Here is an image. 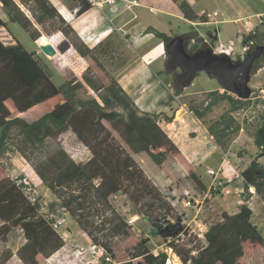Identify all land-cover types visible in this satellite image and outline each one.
Listing matches in <instances>:
<instances>
[{"label": "trees", "instance_id": "trees-1", "mask_svg": "<svg viewBox=\"0 0 264 264\" xmlns=\"http://www.w3.org/2000/svg\"><path fill=\"white\" fill-rule=\"evenodd\" d=\"M71 1L79 5L76 16L91 8L87 0ZM173 1L178 4L186 19H198V15L187 1ZM0 2L9 20L20 24L34 42L41 33L25 15L21 4H34L32 17L41 26L45 21L54 23L55 19L60 20L61 24H56L55 32L63 34L67 41H50L56 51H60L53 59L65 75L67 74L59 65L61 61L57 58L65 56L66 62L69 59L72 61L73 56L70 58L66 55L70 49L86 63V68L80 75L68 79L66 77L60 85H56L46 65L37 57L36 51H28L14 36L11 44H6L0 39V219L3 222L0 226V236L2 238V231L8 234L17 227L22 228L26 243L20 247L17 255L23 264H40L63 246L60 235L51 225L54 220L50 221L38 214V204L31 203L22 191L26 187L23 175L19 176V184V180L10 178L4 158H7L14 145L16 151L29 160L27 150L43 145L48 139L57 140L61 134L71 129L90 149L92 157L88 161L77 162L58 144L53 153L35 163L29 162L37 177L56 196V201L49 204L50 210L55 211L57 207L66 210L81 230L104 249L107 257L115 259L116 239L131 238L133 232L131 225L112 204L111 197L120 191L132 189L128 194L136 195L135 203L141 202L142 197L149 194L153 206L160 199L159 189L146 178L134 155L146 153L166 175L169 173L165 160L169 154L180 157L181 165L186 164V159L156 120V115L149 112L140 113L117 79L110 78L106 82L97 79L94 70H102L104 67L102 59L106 55L105 45L101 43L97 47L89 48L76 34L79 43L68 40L74 31L49 0ZM0 26L8 28L1 18ZM147 30L154 33L164 44L172 38L153 27H148ZM8 31L11 33L9 29ZM185 36L190 38L189 43L192 40L197 43L190 51L206 46L204 38H199L197 34L188 33ZM46 37L50 39L49 35ZM259 44L264 45V21L242 38V45H249V52ZM240 58L241 56H238V59ZM259 61L260 59H257L254 64ZM166 72L173 71L166 69ZM87 88L92 90L95 96L81 97L80 90ZM175 88L178 94L183 89L178 86ZM223 100L229 102V109L222 113L214 124L207 127L216 145L220 147H223L226 137L239 130L240 126L232 114L243 108L249 99H239L225 90H212L207 92L201 109L197 105L189 106V110L201 120ZM17 113H28L26 115H29L31 120L26 119V115L15 116ZM254 144L264 150V115L260 118L255 132ZM190 175L201 186L196 175ZM240 175L244 182V203L239 206L237 212H224L221 220L208 224L204 233L206 244L190 250L185 256H180L184 262L242 264L243 259L247 257L246 253H250L257 246L264 247V236L253 223V211L247 204L250 187L261 195L264 203V165L252 160ZM155 222L156 220L152 221L154 235L164 228ZM169 239L165 238V241ZM175 239L176 236L169 241V247L173 250L176 249ZM248 248L250 249L247 250ZM193 251H197V254L193 255ZM11 256L12 252L8 251L3 262L0 259V264H5ZM138 258H143L147 264H166L168 255L166 252L154 254L143 239L130 248L127 259L118 262L103 259L102 264H135V259Z\"/></svg>", "mask_w": 264, "mask_h": 264}, {"label": "rangeland", "instance_id": "rangeland-1", "mask_svg": "<svg viewBox=\"0 0 264 264\" xmlns=\"http://www.w3.org/2000/svg\"><path fill=\"white\" fill-rule=\"evenodd\" d=\"M206 2L209 5H212L214 1ZM216 2L223 4L222 0H217ZM239 2L246 6H255L256 4L257 7L261 8L260 2L256 0H239ZM18 3L20 4L19 1ZM103 5L104 6L98 8L104 9L106 5L109 4L105 3ZM222 6L223 5H221V7ZM21 7L25 15L33 21L34 27L40 31L41 36H50V39L46 37L48 39V44H52L51 41H67L63 34L55 32L57 27L56 24H61L59 19H55L54 23L45 21L43 26H41L37 24L32 17V9H34V4L32 2L26 4V6L21 4ZM147 12L148 14L146 15H140V17H143V21L148 22L153 20L154 17H157V15L149 10ZM220 12L221 10L219 9L217 12L218 16L216 17L218 20L226 17L225 15L223 17L220 16ZM0 17L8 22V28L0 26L1 38L10 41L12 36H14L27 50L35 49V45L30 38L29 33L20 24L10 22L8 17L5 16V10L3 8L0 10ZM108 18H110V15ZM202 20L206 21L205 17L198 16V19L193 21L199 22L200 24H198V26L182 24L175 19H170L169 22H171L170 24H172V27L174 26V32L181 33L184 31L187 34H197L199 38L204 37L201 35L202 33L207 34V32H214L215 27L216 29L224 28V35L226 34L227 37L233 38L236 53L241 54L239 53L241 50V34H239V32H243V25L242 27L239 25V29L233 23H216L214 26H201V23L203 22ZM111 22H113L112 24H116L115 19H111ZM205 37L209 39L207 35H205ZM68 40L72 43H79L77 42L78 40L76 39L75 33L70 34ZM39 41L41 44V40ZM220 43L227 44L228 41L225 37H220L215 42L214 48L216 49ZM102 45L107 47L105 50L106 55L102 59L104 67L102 70L95 69L94 74L101 82H106L110 78L117 79L120 75V70L133 62L135 53L133 50H128L126 48L124 40L117 39L114 35L102 42ZM246 51H249V49L247 48L245 50L244 47L243 56ZM36 53L37 57L41 59V62L46 65L52 76V80L56 85H60L66 77V79H68L75 77V75H80L86 68V63L78 54L71 51V49L67 51L66 55L70 58L73 56L72 61L69 59L66 62L64 60L65 56L57 58L61 61L59 64L60 67L67 75L58 68L53 59L60 53L59 49L55 54L48 56L41 51L38 45V51ZM238 54H235L232 58L238 59ZM259 59V63L254 64L251 72V81L249 85L252 93L249 101L243 108L232 114L235 117L236 123L240 126L239 130L233 131L225 138L223 147H214L213 144L215 139L213 138L214 141H210L211 147L208 149V151H210L209 158L205 161L203 160L204 162L202 165L195 170L197 179L206 189H209L210 184L214 181L216 183L218 182V184H216V189L211 191V195L204 199L201 191L203 187L199 186V184L193 180L192 175H190L194 173L192 170L194 169V166H189L187 164L181 165V162L179 161L180 157L176 155L169 154L165 160V165L169 173L166 175L146 153H140L139 155L135 154L134 158L141 169H143L146 178L149 179L157 189H159L160 199L157 200V204L153 206V204H151L152 197L151 194H149L143 196L141 202L135 203L136 195L133 194L130 196L128 194L131 193L132 189H126L125 191H129L127 193L125 191H120L111 197V202L114 207L131 225L133 237L128 239H116V257L115 259H110L108 261L118 262L127 259L130 248L137 243V241L144 239L147 241L150 251L154 254L160 252L167 253L168 259L166 264H190V262H184L180 256H185L190 250H195L197 247L206 244L204 232L207 230L208 224L221 220L224 212L233 214L239 210L238 201L241 199L245 201V191L243 188L244 182L241 180L240 172L245 169L252 160H257L264 165V150L257 148L254 144L255 132L260 124V118L264 115V55ZM162 62L163 60L160 58L150 67V70L153 71V73H157L160 70V67L161 70H164ZM163 70L162 72L159 71L155 78L159 83H165L167 90L165 86L162 85L161 87L164 89L163 93L161 92L153 97L152 92L150 98L157 102L159 101L157 99L162 97L163 100L160 103L162 106H164L163 104H166L165 106L167 107H165V109L167 112H157V109H154L149 113L156 115V120L159 122L164 120L166 123H171L164 129V131L168 136L170 135L169 137L172 141L173 139H177V137L188 139V136L191 137L193 134L186 131L188 121L186 119L184 120L182 113L176 114L177 110L183 104L185 108L188 109L190 105H197L201 109V103L206 98L207 93H201L200 91L214 88V90L223 92L224 89L219 85L218 81L206 71H200L198 75L194 77L192 83L185 88L182 86V81H178V85H176L174 74L164 72ZM175 86L183 87L179 94L176 92ZM80 95L83 98H91L95 96V93L87 88L81 89ZM229 107L230 104L228 101L223 100L219 102L203 119H201L202 124L206 128L209 125L214 124L215 121L219 119L220 115L226 112ZM36 111H38V109ZM25 118L31 120L29 115H26ZM168 118H170V121H168ZM58 144L61 145L77 162H86L92 157L90 149L85 146L70 129L61 134L57 140L48 139L43 145H37L35 148L27 150L29 160H26L18 150L16 151L14 145L7 158H4L6 169H15L14 173L10 175V178L18 181L19 176L23 175V183L26 185L25 189H22L24 196L30 202L31 200L29 198H36L35 203L38 204V214L50 221L54 220V222H56V227H54V229L63 241V246L50 257L42 260L40 264H102V260L107 257L104 249L101 246L96 245L92 239L81 230L77 222L66 210L60 207H57L55 211L50 210L49 204L56 201V196H54L37 177L31 163L29 162L32 161L35 163L50 153H53L57 149ZM174 144L177 146L175 142ZM177 148L180 151L178 146ZM13 157H15L14 163L19 166V169L17 168L18 170H16L17 166L15 167L11 163L10 159ZM226 160H230V163L226 162ZM198 161L202 160H193V162ZM189 162L191 163V161ZM219 167H221V171L216 179L207 173L208 168L218 170ZM238 180L239 182H237ZM184 189H187L192 197H195L201 202L203 201L201 206L200 204H194L191 207H185L180 200ZM249 193L250 197L248 198L249 200L247 204L253 211L252 221L264 236V203L261 200V195L254 188H249ZM146 205L149 206L146 207ZM155 220V224L157 223L164 228L180 223L182 230L186 227L187 233H189L190 230H192V232L190 235L185 234L183 238H179L178 242L175 241L176 249L170 251L169 241L171 237H168L170 239L165 241V238L159 232L156 235L152 234L154 230L152 221ZM25 243L26 238L24 231L21 228H15L8 234L2 231V242H0V259H2V262L7 256L8 251L14 253ZM248 245H246V247ZM249 249L250 248L247 250ZM245 256L247 257L243 259L242 264H264V247L257 246L250 253H246ZM14 264L21 263L19 260H15ZM135 264L147 263L143 258H138L135 259Z\"/></svg>", "mask_w": 264, "mask_h": 264}, {"label": "crops", "instance_id": "crops-1", "mask_svg": "<svg viewBox=\"0 0 264 264\" xmlns=\"http://www.w3.org/2000/svg\"><path fill=\"white\" fill-rule=\"evenodd\" d=\"M49 1L58 10L62 18L65 19L66 23L72 27L74 33L78 35V37L89 48L97 47L112 35L117 37V39L124 40L126 48L128 50H133L136 57L134 56L132 63L128 62L129 64H126L127 66L123 67L120 70V75L117 77L118 82L127 92V94L133 99L136 107L140 112H152L154 109H157V112H167V110L165 109V107H167L165 106L166 104H163L164 106H162V104L160 103L163 100L162 97L160 99H157L159 100L157 102H155V100L153 101L150 98L152 96V92L153 97L161 92L163 93L164 89L161 87L162 85H164L167 90L166 84L159 83V81L155 78V76L157 77L158 75L157 73L159 71L162 72L163 69L161 70L160 67V70L157 73H153V71L150 70V67L161 58L163 60L162 64L164 65L163 71L166 72V44H164L159 38H157L154 33L148 32L147 28L153 27L160 32L166 33L168 36L173 37L176 35H185L187 33L184 31L181 33L174 32L175 28L174 26H171L172 24H170L171 22H169L170 19L178 20L182 24H189L194 26H198V24H200L199 22H193L186 19L178 4L173 0H135L136 2H133L134 0H115L113 3H108L109 5H106L104 9H99L98 7L91 6L89 10H87L80 16H76V12L79 7L77 2L71 0ZM185 1L189 3L192 10L198 16H203V13L206 12H218L219 9L221 10L220 16H226L225 18L220 20L216 19V22H202L201 26H214L216 23H233L239 29V25H241V27L243 25V32L239 33L241 34V50L239 51V53L243 52L244 47L242 45V38L247 34V30H245L246 26L244 25V20L247 19L248 21H250L248 25H251L253 28H256L261 22L264 21V0H256L260 2L261 8L257 7L256 4L255 6H246L245 4L242 5L239 0H222L223 4L217 3V0ZM206 1L214 2L212 5H209ZM221 5L223 6L221 7ZM1 8H3V6L0 2V10ZM148 10L157 15V17H154L155 19L153 18V20L145 22L142 20L143 17H140V15L148 14ZM109 15L110 18H108ZM5 16H7L6 12ZM111 19H115L116 24H112L113 22H111ZM2 20L8 25L7 20L3 18ZM215 30H217L218 38L225 37L228 42L230 40H233V38L227 37L226 34L224 35V28L216 29L215 27ZM212 33L207 32V34H201L202 36H204L203 38L206 43L209 39H207L205 35H209ZM194 41L195 40H192L191 43H194ZM33 43L35 45V49L28 51L37 52L38 43L34 41ZM212 90H214V88L202 90L200 92L207 93ZM178 113H182V116H184V120L186 119L188 121V125H186V131L191 132L193 135L191 137L188 136V139L177 137V139H173V141L177 144L181 151V154L187 160L186 164L189 166H194V169L192 170L195 174V170L197 169V167L201 166L202 163L207 160V158H209L210 151H208V149L211 147L210 141L213 142L214 137L210 135L209 131H207V128L202 124V121L199 120L192 111H190L188 108H185L184 104L177 110L176 114ZM26 114L28 113H17L15 114V116H24ZM168 124L170 125L171 123ZM213 145L217 148L220 147L216 145L215 142ZM14 158L15 157L10 160L15 167L17 166L16 170H18L19 166L14 163ZM200 159L202 161L193 162V160ZM189 161H191V163ZM219 169L221 171V167H219ZM14 171L15 169H8V173L10 175L13 174ZM241 180H243L242 177ZM237 182H239V180ZM201 186L203 187V189L201 190L202 194L205 195V192L208 189H206L202 183ZM243 203L244 201L242 199L238 201L239 206ZM1 225L2 220L0 219V226ZM0 242H2L1 236ZM17 251L14 253L12 252V256L9 258V260H7L5 264H14L15 260H19L22 264V261L17 255Z\"/></svg>", "mask_w": 264, "mask_h": 264}, {"label": "water", "instance_id": "water-1", "mask_svg": "<svg viewBox=\"0 0 264 264\" xmlns=\"http://www.w3.org/2000/svg\"><path fill=\"white\" fill-rule=\"evenodd\" d=\"M210 43L207 46L190 51V38L185 35H176L165 45L167 57L166 68L168 70L181 69V80L183 86L192 83L194 77L200 71H206L214 77L219 85L227 92L235 95L239 99H249L251 96V72L255 61L264 51V45L259 44L256 48L240 59H233L225 53H215L214 44L218 40L217 30L207 35ZM41 51L51 56L56 49L52 44L40 46ZM182 230L180 223L167 226L160 231L164 238L174 237Z\"/></svg>", "mask_w": 264, "mask_h": 264}, {"label": "built area", "instance_id": "built-area-1", "mask_svg": "<svg viewBox=\"0 0 264 264\" xmlns=\"http://www.w3.org/2000/svg\"><path fill=\"white\" fill-rule=\"evenodd\" d=\"M87 1L93 7H101L105 3H113L115 0H87ZM123 1H126V0H123ZM133 2H136V1L134 0ZM217 16H218V13L215 11V12H206V13H203V16L202 17H205L206 22H209L210 23V22H216V17ZM249 23H250V21H248L247 19L244 20V25L246 26L245 27V30H247V33H250V32H252L254 30V28L251 25H248ZM239 33H242V32H239ZM0 39L4 43H6V44L13 43V39H11L10 41L7 40V39H3L1 37H0ZM251 44H252V42H250V45ZM247 48L249 49V45L245 46V50ZM214 51H215V53H225V54H227V55H229L231 57L234 56L235 54H238V53H236L235 42L233 40H230L227 44L220 43L219 46L216 49L214 48ZM243 53L244 52H242L241 54H238V55L241 56ZM159 123H160V125H161V127L163 129H165L169 125L164 120H162V122H159ZM226 162H229V160H226ZM219 172H220V169L214 170V169H211L210 168V169L207 170V173L209 175H211L214 179H216V177L219 174ZM18 184H19V181H18ZM216 184H218V182L216 183L215 181L211 184V186L209 187V189L205 192V195H203L204 196V199L207 196H210L211 195V191H213V190L216 189ZM219 184H220V181H219ZM23 189H25V187ZM250 189H253V187H250ZM29 199L31 200V203H35L36 202V198L35 197L29 198ZM180 200H181V203L185 207H191L194 204H200V206H201V204L203 202V201L202 202L199 201L195 197H192L191 194H190V192L187 189H184L182 191V196L180 197ZM51 225L53 226V228L56 227V222H53ZM185 232H187L186 231V227H184L183 230L178 235H176L175 241L178 242L179 241V238H183L185 236ZM191 232H192V230H190L189 233H187V235H190ZM170 251H172V248H170ZM192 254L193 255H196L197 254V251H193ZM106 259L107 260H110L109 257H107Z\"/></svg>", "mask_w": 264, "mask_h": 264}, {"label": "flooded vegetation", "instance_id": "flooded-vegetation-1", "mask_svg": "<svg viewBox=\"0 0 264 264\" xmlns=\"http://www.w3.org/2000/svg\"><path fill=\"white\" fill-rule=\"evenodd\" d=\"M208 43H210V39L208 40V42L206 43V46H207V44ZM197 43L194 41V43H189V47H190V49L194 46V45H196ZM199 48V47H198ZM264 55V51H263V53L261 54V56H263ZM260 56V57H261ZM259 57V58H260ZM258 58V59H259ZM167 69V68H166ZM168 70V69H167ZM177 70H179V71H177ZM170 71H172V70H170ZM172 74H174V78H175V83H176V85H178V81H182L181 80V77H180V74H181V69L180 68H178V69H176V70H173V72H172ZM183 87H186V86H183Z\"/></svg>", "mask_w": 264, "mask_h": 264}, {"label": "bare ground", "instance_id": "bare-ground-1", "mask_svg": "<svg viewBox=\"0 0 264 264\" xmlns=\"http://www.w3.org/2000/svg\"><path fill=\"white\" fill-rule=\"evenodd\" d=\"M39 40H41V44H40V41ZM37 43H38L39 46L47 45L48 44V39L44 35L43 36H40L38 38V40H37Z\"/></svg>", "mask_w": 264, "mask_h": 264}]
</instances>
